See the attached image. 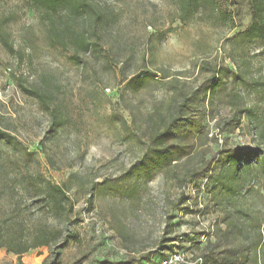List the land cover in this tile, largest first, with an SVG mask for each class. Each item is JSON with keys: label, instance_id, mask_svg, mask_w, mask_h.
I'll use <instances>...</instances> for the list:
<instances>
[{"label": "rangeland", "instance_id": "obj_1", "mask_svg": "<svg viewBox=\"0 0 264 264\" xmlns=\"http://www.w3.org/2000/svg\"><path fill=\"white\" fill-rule=\"evenodd\" d=\"M221 1L232 21L181 24L165 0H106L115 21L99 53L78 63L46 41L26 0H0V18L13 14L4 27L14 51L0 44V127L12 137L0 143V221L13 219L3 225L12 236L26 232L22 219L29 227L69 223L78 240L62 264H157L174 254L202 263L223 215L206 179L188 177L213 157L218 171L226 151H264V48L229 41L250 26V0ZM137 75L147 81L135 91L127 83ZM25 88L54 94L61 128L52 132L51 115ZM169 113L189 126L167 141L178 148L164 180L139 160ZM38 174L71 188L69 219L41 209L32 186L27 193L12 184ZM50 252L41 247L20 262L2 249L0 264H43Z\"/></svg>", "mask_w": 264, "mask_h": 264}, {"label": "trees", "instance_id": "obj_2", "mask_svg": "<svg viewBox=\"0 0 264 264\" xmlns=\"http://www.w3.org/2000/svg\"><path fill=\"white\" fill-rule=\"evenodd\" d=\"M26 1L29 9L39 17L46 41L52 46L70 50L72 60L78 63L88 55L99 53L105 29L115 21L113 11L104 3L106 0ZM165 1L173 8L172 23L231 20L227 7L221 0ZM250 3V26L229 41L259 42L264 48V0H250ZM12 17L13 14L0 18V44L9 52H13L14 48L4 26ZM146 81L145 77L137 75L128 81L127 86L138 91L144 88ZM24 91L37 99L43 110L51 115L52 132L63 126L62 115L52 107L54 94L49 89L25 88ZM206 95L207 92L205 97ZM192 100H195V96ZM184 105L179 109H183ZM177 112L176 109L175 113ZM163 121L153 127V140L139 161L144 167L161 170L165 180L169 173L163 169L167 167L166 163L172 165V149L178 148L175 144L168 146L167 141H175L168 139L175 138L186 130L189 120L183 119L180 114L175 117L169 113ZM11 138V135L0 127V143L10 141ZM225 154L227 156L218 171L214 170L213 157L196 175L188 177L196 180L206 179L207 193L223 215L221 223L224 228H217L216 241L208 243L205 247L201 264H264V151L232 149ZM254 158L258 159L257 164H253ZM12 184L14 188L21 185L27 193L32 186L34 197L42 204L41 209H46L55 216L69 219L74 214L75 202L70 197L71 188L67 184H56L41 174L30 179L24 177L21 181L13 180ZM89 202H92L91 198ZM27 223L23 219L19 222L21 227H26V232L22 231L23 236L15 237L11 235V229H5L3 226L11 224L12 227L13 219L0 221V251L6 249L21 262V257L28 252L47 247L51 252L43 264H62L63 251L78 240V234L69 230L70 224H64L63 228H50L29 227ZM169 250L173 251V246L169 247Z\"/></svg>", "mask_w": 264, "mask_h": 264}, {"label": "built area", "instance_id": "obj_3", "mask_svg": "<svg viewBox=\"0 0 264 264\" xmlns=\"http://www.w3.org/2000/svg\"><path fill=\"white\" fill-rule=\"evenodd\" d=\"M183 262L184 261L180 255L174 254V255L169 256V258H166L157 264H182Z\"/></svg>", "mask_w": 264, "mask_h": 264}]
</instances>
